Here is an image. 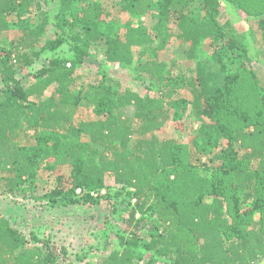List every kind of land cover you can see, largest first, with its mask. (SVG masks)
<instances>
[{
  "label": "trees",
  "instance_id": "16d2710c",
  "mask_svg": "<svg viewBox=\"0 0 264 264\" xmlns=\"http://www.w3.org/2000/svg\"><path fill=\"white\" fill-rule=\"evenodd\" d=\"M59 1L52 22L39 0H0V37L12 28V16L25 25L21 37L0 50V193H27L25 185L45 168L69 167L70 187L61 179L41 199L51 208L96 207L106 201L123 221L115 232L117 247L85 264L264 260V83L224 0H121L130 19L125 32L113 36L104 30L112 15L106 5L89 3L78 10L75 3L84 0ZM227 2L242 9L247 4ZM197 6L204 15L196 14ZM154 13L159 44L152 49L154 59L146 60L144 47L154 40L142 18ZM255 20L251 28L264 45V19ZM51 25L60 32L55 39L46 38ZM174 38L189 45L191 59L202 44L213 48L210 63H198L190 88L194 109L209 120L200 127L201 143L194 144L200 165L216 150L225 151L217 178L184 163L179 142L158 136L173 110L184 112L186 103L169 64L159 59ZM100 48L106 63L135 66L138 78L152 81L157 94L120 90L105 73L81 86L77 72L92 58V49ZM45 53H52L48 66L32 71ZM185 85L189 88V81ZM84 101L90 110L81 112ZM235 120L241 125L233 127ZM84 137L89 143L82 142ZM94 146L96 151H86ZM252 163L256 167L250 168ZM108 177L117 187L113 196ZM250 203L253 208H245ZM255 211L263 215L259 221L253 219ZM86 259L87 252L73 256L34 234L28 240L0 215V264H83Z\"/></svg>",
  "mask_w": 264,
  "mask_h": 264
},
{
  "label": "rangeland",
  "instance_id": "374dc122",
  "mask_svg": "<svg viewBox=\"0 0 264 264\" xmlns=\"http://www.w3.org/2000/svg\"><path fill=\"white\" fill-rule=\"evenodd\" d=\"M42 8L48 14V18L53 22L54 14L60 8L59 0H39ZM158 0H155L157 4ZM247 4L245 8H235L232 2L224 0L225 7L228 10V14L232 20L233 26L236 31L243 35L248 44L249 53L252 58V68L255 70L258 78L264 83V45L256 32V29H252L251 26L255 19H264V0H246ZM99 2L110 8L112 15L109 18V23L104 27L105 33H112L111 35H122L125 32L124 25L130 19V15L122 10L121 0H84L75 3V7L78 10H84L89 3ZM195 11L198 15H204V8L197 6ZM159 17L156 13L150 14L142 18L143 25L148 28L153 36L154 43L151 46H146L147 58L146 60L154 59L152 49L157 47L159 39L156 36L154 29ZM10 23L12 28L0 37V50L6 46L9 42L17 40L22 35V28L25 25L20 26L18 18L16 16L10 17ZM252 24L250 25V22ZM40 19L32 21L31 24L39 23ZM51 25L46 34L47 39H55L60 33L56 32ZM253 27V26H252ZM257 27V25H256ZM178 32V31H175ZM69 46H65L67 49ZM100 49H92V58H89L77 75L80 76L79 84L81 86L86 85L94 78L100 79L102 76L97 77L100 74H106L113 81L120 84V90L132 89L141 94H148L155 96L157 94V88L154 87L152 81L149 79H139L135 66L124 67L119 64H108L105 61ZM141 48L136 49V55L140 52ZM188 44H182L175 38L171 41L169 46L159 53V59L169 64L171 68V78L175 84H179L180 90L178 96L185 101L184 112L179 114L176 109L173 110L171 120L163 131L158 133V136L162 140L173 139L181 144V160L184 163H193L201 167V173L205 176L218 177V169L222 162V157L225 155V151L221 148L216 150L211 158L203 159L202 165H200V155L197 153L195 143H201L200 127L204 122H208L207 117H201L194 109L193 95L190 88V82L194 80L198 75V63L211 61V55L213 48L210 44H202L196 51V57L194 59L188 58ZM52 57V53H45L37 63L31 68L32 71L37 72L41 68L47 67L49 59ZM175 62V63H174ZM174 64V65H173ZM173 65V66H172ZM211 68V69H210ZM208 72H212L214 76H218L220 80V73L214 68L209 67ZM23 83L26 84L29 80L24 77L23 73L19 75ZM189 81V88L185 85ZM54 86L49 90L52 92ZM81 112L90 110V105L84 101L82 103ZM182 110V107L179 109ZM175 112H177L175 114ZM182 117H178L179 115ZM241 122L234 121L233 127L240 126ZM88 137L82 138V142L89 143ZM232 147L235 150H239L238 144H233ZM97 146L92 149H87L92 153L96 151ZM256 167V163H252L250 168ZM70 172L69 167H56L55 169L45 168L42 170L34 182H30L25 185L27 193L21 195H10L6 193H0V215L6 216L12 226L22 232L26 238L31 239L34 234L41 241L49 240L52 246L66 247L70 254L73 256L80 252H87V261L95 260L106 256L113 249L117 247V241L115 232L123 226V221H120L119 214L112 213L111 204L103 201L99 206H69V207H57L51 208L46 200L41 198L50 193L57 186L62 179V183L66 188L70 187ZM107 183L111 189V195L113 196L117 187L114 180L111 177L107 178ZM105 190L103 194H106ZM241 195V198L243 195ZM230 197V195H229ZM228 197V198H229ZM251 206V207H250ZM245 208H253L252 203L247 204ZM229 211V210H228ZM130 212V211H129ZM127 212V213H129ZM127 213L122 214L124 219H127ZM119 216V217H118ZM262 213L255 211L253 219L259 221ZM121 217V218H122ZM123 219V218H122ZM109 234V235H108ZM108 242V243H107ZM256 264H264V260L259 261Z\"/></svg>",
  "mask_w": 264,
  "mask_h": 264
}]
</instances>
